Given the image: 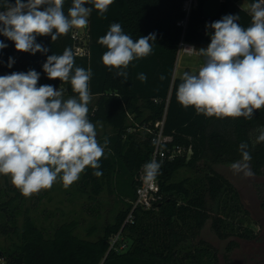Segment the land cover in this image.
Masks as SVG:
<instances>
[{"label":"trees","instance_id":"obj_1","mask_svg":"<svg viewBox=\"0 0 264 264\" xmlns=\"http://www.w3.org/2000/svg\"><path fill=\"white\" fill-rule=\"evenodd\" d=\"M186 1L114 0L103 16L88 4L92 11L85 41L73 36L74 28L55 41L50 35L37 36L36 43L48 49L46 54L19 52L13 41L0 35V41L8 45L0 50V75L35 70L40 73L38 87H65L67 93L78 96L70 82L49 79L42 66L47 56L62 55L70 48L74 67L91 70L89 90L96 97L88 107V119L111 126L113 133L98 140L101 146L108 140L100 168L87 167L82 172L80 189L96 198L105 184L115 181L114 191L121 201L113 220L102 225L101 236L85 239L74 233L73 222L62 223L45 235L20 199L0 192V216L6 217L0 232L20 237L1 250L5 264H220L217 247L202 236L209 219L221 238L257 237L258 233L242 227L249 211L239 190L215 165L240 160L243 142L249 146L252 169L257 175L264 174V142L254 143L258 129L264 128V107L251 119L197 114L193 107L185 108L177 101L176 90L182 80L174 76L183 36L198 49L206 48L213 34L206 25L231 14L238 15L237 22L247 28L251 25L250 9L242 7L241 0H222L219 13L206 17L205 0H195L184 29L179 21L186 14ZM245 1L249 6L256 2ZM72 3L64 0L65 15ZM4 5L5 0H0V11L5 10ZM113 23H119L134 41L155 33L152 53L133 60L127 69L105 66L102 55L107 48L99 40ZM78 46H84L86 53L77 54ZM10 57L15 61L11 68ZM118 71H126L127 80L118 76ZM140 73L147 76L146 82L137 78ZM160 133L168 138L158 142ZM155 152V160L161 164L156 200L150 208H133L139 171L154 159ZM97 170L102 172L99 177L93 174ZM132 210L133 219L126 221ZM238 244L230 240L227 258Z\"/></svg>","mask_w":264,"mask_h":264},{"label":"clouds","instance_id":"obj_2","mask_svg":"<svg viewBox=\"0 0 264 264\" xmlns=\"http://www.w3.org/2000/svg\"><path fill=\"white\" fill-rule=\"evenodd\" d=\"M114 0H73L68 14L64 0H5L0 11V35L13 41L19 52L46 54L48 49L36 43L37 36H51L55 41L73 28H86L91 4L103 16ZM251 25L242 27L238 15H225L206 25L213 30L211 42L200 48L205 58L198 74L184 72L176 90L177 101L197 114L217 118L251 119L264 107V0L250 5ZM156 34L133 40L119 23L110 25L99 43L106 46L102 62L109 68L127 69L129 64L150 55ZM8 45L0 41V50ZM194 49V48H193ZM15 63L9 58L8 67ZM70 48L62 55L47 56L43 71L49 79L70 82L76 97L63 98L64 90L52 85H38L35 70L0 75V174L28 197L50 189L59 178L65 188L78 181L87 168H100L108 140H97L96 126L88 119L92 97L90 69L74 67ZM118 76L127 80L126 71ZM146 82L147 76L137 77ZM161 80L165 79L162 75ZM254 143L264 142V128L258 129ZM248 144L241 143V159L230 167L234 174L251 177L252 159ZM161 164L155 159L143 166L144 179L152 182ZM97 177L101 171H94Z\"/></svg>","mask_w":264,"mask_h":264},{"label":"rangeland","instance_id":"obj_3","mask_svg":"<svg viewBox=\"0 0 264 264\" xmlns=\"http://www.w3.org/2000/svg\"><path fill=\"white\" fill-rule=\"evenodd\" d=\"M239 4L250 9L248 2L245 0H241ZM74 34L76 38H82L84 41L87 38L86 28H74ZM204 63L205 58L200 56L199 52L193 54L181 52L177 57L175 76L182 77L184 72L198 74ZM63 90V98L65 100L72 97L78 99V96L67 93L65 87ZM91 97L88 107L94 103L96 96ZM93 124L96 126L97 140L104 139L105 136H110L113 133V129L109 125L103 123ZM136 130L144 129L138 128ZM231 164L219 163L215 167L237 187L242 201L249 211L242 227L249 228L254 233H258V235L252 239H242L234 236L221 238L212 228L211 219H209L202 229V236L217 247L220 255V264H264V174L257 175L251 165L250 169L254 173L253 176L244 177L242 173L234 174L230 167ZM81 177L82 173L79 180L67 188L63 186L62 181L58 178L50 189L41 190L26 197L13 185L9 176L0 174V192H3L6 197L14 195L17 199H20L23 207L33 217L45 235L53 233L55 228L62 223L73 222L75 225L74 233L81 238L94 239L101 236V228L104 222L113 220L121 206V201L114 191L115 181L105 184L100 195L96 198H91L89 192H84L80 189ZM117 177L118 175L115 178ZM5 220L6 217L0 216V225ZM232 239L237 240L239 244L229 252L227 258L225 256L227 245ZM17 241H20L18 235L0 232L1 250ZM5 263V258L0 255V264Z\"/></svg>","mask_w":264,"mask_h":264},{"label":"built area","instance_id":"obj_4","mask_svg":"<svg viewBox=\"0 0 264 264\" xmlns=\"http://www.w3.org/2000/svg\"><path fill=\"white\" fill-rule=\"evenodd\" d=\"M194 1L195 0H187L184 4V10L186 11V14L184 18L179 21V24L182 25L184 29L186 28L187 20L190 15L191 7L193 6ZM73 36L76 37L75 34ZM181 52L188 53V54L198 53V46L196 43L186 40L183 36L179 43L178 55ZM76 53L80 55L85 54L86 49L82 46H78L76 48ZM162 122L163 121L159 123L161 124ZM167 138L168 137L162 138V134L160 133L158 137V142H160L162 139H167ZM157 151H158V146H157L156 152ZM156 152L154 155V159L156 157ZM178 152L181 153L182 149L181 148L178 149ZM162 155H165L164 151L162 152ZM172 156L173 154L170 155V157ZM138 180L140 183L138 184L137 189H136V196L133 201V208L135 207H141L144 209L150 208L156 200V192L158 191V188H159L158 181L155 178V180L152 182H146L144 179L143 167L139 171ZM132 213H133V210L128 215L126 221H131L133 219ZM117 237L118 236L114 237L113 242L117 240ZM121 247H124V244H122Z\"/></svg>","mask_w":264,"mask_h":264},{"label":"water","instance_id":"obj_5","mask_svg":"<svg viewBox=\"0 0 264 264\" xmlns=\"http://www.w3.org/2000/svg\"><path fill=\"white\" fill-rule=\"evenodd\" d=\"M222 0H205L203 4V14L206 17H214L216 16L221 8ZM175 76V72H174ZM2 251L0 249V255Z\"/></svg>","mask_w":264,"mask_h":264}]
</instances>
